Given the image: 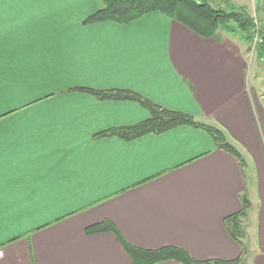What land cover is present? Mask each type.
<instances>
[{"label": "crops", "instance_id": "1", "mask_svg": "<svg viewBox=\"0 0 264 264\" xmlns=\"http://www.w3.org/2000/svg\"><path fill=\"white\" fill-rule=\"evenodd\" d=\"M222 1L264 25V0ZM101 6L0 0V264H135L113 232H86L104 220L140 249L264 264L255 49L220 31L200 36L157 10L92 21ZM113 90L220 129L242 164L193 124L103 135L150 115L136 100L95 95ZM243 194L250 208L238 241L226 218Z\"/></svg>", "mask_w": 264, "mask_h": 264}, {"label": "trees", "instance_id": "2", "mask_svg": "<svg viewBox=\"0 0 264 264\" xmlns=\"http://www.w3.org/2000/svg\"><path fill=\"white\" fill-rule=\"evenodd\" d=\"M101 8L95 16L96 20H112L115 22H128L136 19L146 12L157 10L167 14L172 19L188 27L196 34L203 37L215 36L219 30L239 36L247 45L248 51L251 49L252 39L256 32L252 18L242 7L229 5L226 8L215 7L212 0H100ZM261 42L256 44L255 53L258 60L264 61V28H261ZM102 99L136 100L144 105L150 115L143 123L130 128H120L112 130L103 135L116 134L125 139L136 137L147 132H162L179 124H193L205 128L214 138L216 145L234 155L240 164L242 156L238 150L230 144L223 132L212 126H205L196 123L190 116L180 112L170 111L155 106L140 96L123 90H113L109 92H96ZM241 210L239 213L226 218L229 223L228 231L230 235L239 241L243 237L241 226L242 219L245 217L250 202L243 194L240 196ZM103 231L113 232L124 250L134 260L135 264H154L156 262L172 259L181 264H239L240 259L206 260L196 261L192 259L184 250L176 247H163L157 250H144L131 246L124 242L115 227L108 220L92 225L86 229L87 233H97Z\"/></svg>", "mask_w": 264, "mask_h": 264}, {"label": "rangeland", "instance_id": "3", "mask_svg": "<svg viewBox=\"0 0 264 264\" xmlns=\"http://www.w3.org/2000/svg\"><path fill=\"white\" fill-rule=\"evenodd\" d=\"M211 3L215 7L226 8V6H229L227 2H224L222 0H212ZM262 3H264V1ZM259 25L260 27L264 28V25L262 26L260 22H259ZM219 31L222 32V34L225 36L229 35L230 37H235L238 40H242L237 35L226 33L223 30H219ZM241 42L245 43L243 40ZM245 47L247 46L245 45ZM250 53H251L250 56L253 55L254 57V53L253 52H250ZM253 57H250V58H252V60L255 62V81H254L255 83H254V89H252L250 92L252 93V96H253L252 98L255 101V102L253 101L254 106L256 103V105L259 107V110L264 112V61L258 60L256 59V57L254 58Z\"/></svg>", "mask_w": 264, "mask_h": 264}, {"label": "built area", "instance_id": "4", "mask_svg": "<svg viewBox=\"0 0 264 264\" xmlns=\"http://www.w3.org/2000/svg\"><path fill=\"white\" fill-rule=\"evenodd\" d=\"M252 20H253V23L255 24L256 32L254 33V36L252 39L251 51H253L255 49L256 44L261 42L260 36H262L261 33L263 32V30L261 29L262 27H260L259 22L256 19V17H253Z\"/></svg>", "mask_w": 264, "mask_h": 264}]
</instances>
